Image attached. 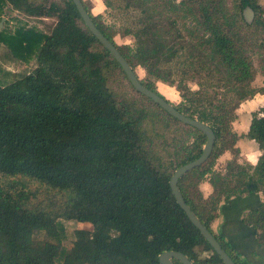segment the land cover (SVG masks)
Segmentation results:
<instances>
[{
  "label": "trees",
  "instance_id": "trees-1",
  "mask_svg": "<svg viewBox=\"0 0 264 264\" xmlns=\"http://www.w3.org/2000/svg\"><path fill=\"white\" fill-rule=\"evenodd\" d=\"M101 1L119 21L118 29L107 25L101 13H91L90 0H81L132 70L143 68L140 82L162 97L156 82L173 86L179 95L174 107L212 129L209 157L184 173L177 187L232 261L252 264L212 222L223 202L247 194L253 182L263 200L241 219L255 229L258 245L264 244V106L252 112L245 134L231 128L240 103L264 94V84H252L264 75L261 5L235 0L229 10L226 0ZM4 7L54 22L47 33L27 25L0 31V41L16 57L35 59L31 71L0 84V264H161L158 256L167 250L183 253L192 264H224L177 204L168 183L177 167L199 156L205 134L135 91L71 0H0V13ZM245 7L255 15L251 24L243 19ZM116 33L131 37L132 44L117 45ZM116 70L126 82L122 93L113 85ZM171 130L191 140L164 161L152 138L161 137L167 146ZM240 136L258 146L253 165L237 161ZM225 151L231 158L216 170ZM204 179L211 185L205 197L199 189ZM29 181L61 193L62 200L35 203ZM59 218L89 223L91 229L76 228L70 247L63 249L50 240L58 237ZM39 232L45 237L35 238Z\"/></svg>",
  "mask_w": 264,
  "mask_h": 264
},
{
  "label": "rangeland",
  "instance_id": "rangeland-1",
  "mask_svg": "<svg viewBox=\"0 0 264 264\" xmlns=\"http://www.w3.org/2000/svg\"><path fill=\"white\" fill-rule=\"evenodd\" d=\"M234 1L235 0H226V5L229 8V10L234 9L235 7ZM258 2L263 9L262 17L264 19V0H258ZM101 15H102V20L107 25H112L114 29L119 28L120 25L119 21L116 18L111 17L110 11L106 9L105 6L101 11ZM0 16L4 17V22L0 27V31L3 30L4 32L13 31L14 28L18 25H27L47 33L49 31V28L54 22L53 17H28L21 13H17V12L12 13L8 11V9L5 7L0 13ZM254 16L255 15L253 14V19L251 23L254 20ZM185 23L186 25H189L190 19H187ZM113 39L117 45H122L124 43L132 44L131 37L121 36L118 33L114 35ZM254 64L256 65V68L259 70L260 64L256 60H254ZM34 66H35L34 58H30L29 61L27 62L20 60L9 50L7 45H5L0 41V84L7 83L10 80L17 78L18 76L31 71ZM135 73L139 78L144 77V70L139 66L135 67ZM113 79L115 80L113 81V85L117 86L120 89V93L127 91L126 82L124 81L123 77L117 70L114 72ZM262 84H264V75H257L253 81V85L259 86ZM190 86L192 88H196V85L193 83H190ZM156 87L157 90L164 96V98H166L172 104H175L179 101L178 92L175 90L173 86H169L165 83L157 81ZM139 102H142L143 105H146V107H148L152 112L154 113L158 112L157 109L152 105H150L147 101L142 100L140 98ZM262 105H264V102H259L249 112V117H251V112L257 111L258 108ZM245 123L246 122L244 121V124H239V125H245ZM170 132L173 134L172 135L173 138H171V135L167 132V139L168 141H170L167 144V146L165 144H161V139H162L161 137L154 135L152 138L154 150L157 152L158 156L164 161L169 159L170 155L172 154V152L176 147H179L180 145L189 142L191 140V136L186 135V133L182 134L178 130H171ZM170 139H175V140L172 142V140ZM252 142L248 141V139L246 138H243V140H241V144H244L245 150L249 154L256 151L255 147H257V144L254 142L255 144L254 146ZM28 187L30 189L36 190V198L33 199V201L35 203L40 204L41 206H48L49 203L52 201L60 202L62 200L61 193H56V191L48 190L37 182L29 181ZM76 228L91 229V225L89 223L80 222L76 220H67V219L59 218L57 221L58 237L50 240L58 241L60 243L61 248L67 249L68 247H70L72 240L74 239L73 231ZM44 237L45 235L43 232H39L35 235V238L37 239H42Z\"/></svg>",
  "mask_w": 264,
  "mask_h": 264
},
{
  "label": "crops",
  "instance_id": "crops-1",
  "mask_svg": "<svg viewBox=\"0 0 264 264\" xmlns=\"http://www.w3.org/2000/svg\"><path fill=\"white\" fill-rule=\"evenodd\" d=\"M90 1L92 3L90 8L91 13H101L104 7L102 1ZM259 102H264V94H255L252 98L242 101L236 109V116L231 124V128L238 135H243L247 132L251 119V117H249V112ZM244 121L246 122L245 125H239L244 124ZM243 138L246 137L240 136L236 142V147L239 150L237 161L241 164L249 163L253 165L255 164L260 151L257 146L255 147V152L251 154L247 153L244 144H241V140H243ZM248 141L252 142L253 140L248 139ZM254 142L252 143L254 144ZM230 158V152H223L217 158L214 168L216 170L222 169ZM247 188V194H244L240 197L231 198L230 200L221 204L218 217L214 220V222H212V228L225 238V240L236 253L246 258L252 264H264V244L258 245L255 229L250 225H246L241 219V214L243 212L255 210V208L258 207L260 201L263 200V197L260 192L255 191V183H248ZM199 189L204 197L211 192V185L207 179H204L199 183Z\"/></svg>",
  "mask_w": 264,
  "mask_h": 264
},
{
  "label": "water",
  "instance_id": "water-1",
  "mask_svg": "<svg viewBox=\"0 0 264 264\" xmlns=\"http://www.w3.org/2000/svg\"><path fill=\"white\" fill-rule=\"evenodd\" d=\"M71 1L75 5L84 25L120 65L125 76L127 77L128 81L130 82L131 86L134 88L135 91L149 98L151 101L157 104L161 109H163L170 116L177 119L181 123L190 125L205 134L206 140L202 146L201 153L199 154V156L177 167L170 176L168 183L171 189V193L174 196L177 204L184 211L190 222L199 230V232L204 237V239L209 243L213 251L221 258L222 262L224 264H235L230 258V256L226 253V251L221 247L219 242L215 239V237L210 233V231L207 230V228L198 220V218L195 216L193 211L184 201L177 187V181L184 173H186L187 171L191 170L194 167L201 165L209 157L215 139L212 129L207 124L181 113L166 98L158 95L156 92L145 87L140 82L138 76L132 70L130 65L125 60V58L115 47V45H113L111 41L108 40L103 35V33L96 27L91 17L89 16L88 12L85 10L81 0H71ZM242 14L245 22L248 24L251 23L254 14L253 11L249 7H245L242 11ZM3 21L4 18L0 20V27ZM172 259H177L181 264H192L183 253L178 251L167 250V251H163L158 256V260L161 264H174L172 262Z\"/></svg>",
  "mask_w": 264,
  "mask_h": 264
}]
</instances>
